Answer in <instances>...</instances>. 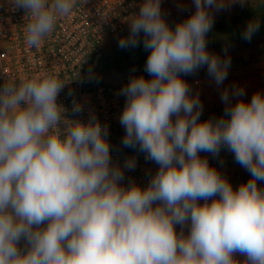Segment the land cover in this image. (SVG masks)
Returning <instances> with one entry per match:
<instances>
[{"label":"clouds","instance_id":"1","mask_svg":"<svg viewBox=\"0 0 264 264\" xmlns=\"http://www.w3.org/2000/svg\"><path fill=\"white\" fill-rule=\"evenodd\" d=\"M237 2L248 0H193L195 11L173 29L161 0H143L118 42L136 48L143 34L149 51L151 78L133 76L119 92L123 146L159 166L146 188L124 185L136 160L113 163L107 125L91 113L87 122L66 118L58 103L66 83L58 76L0 86V264H238L236 254L264 264V188L257 183L264 182V93L245 101L242 87L225 89L224 115L201 121L203 104L182 78L206 66L217 87L227 79L231 60L210 53L206 36L212 10ZM74 3L10 0L28 18L29 48H39ZM259 28L250 21L242 39L250 42ZM71 111L78 116L84 106L73 99ZM222 147L250 173L237 189L199 155L218 156Z\"/></svg>","mask_w":264,"mask_h":264},{"label":"built area","instance_id":"2","mask_svg":"<svg viewBox=\"0 0 264 264\" xmlns=\"http://www.w3.org/2000/svg\"><path fill=\"white\" fill-rule=\"evenodd\" d=\"M142 3L143 0H75L70 15L58 18L53 32L42 45L29 48L25 43L28 22L25 11H13L10 0H0V86L42 73L58 76L66 83L58 96V103L67 110L66 118L87 122L91 113L101 125H107L113 163L122 166L128 158L136 160L134 170H125L124 185L131 180L146 188L159 166L146 160L145 153L122 150L114 145L115 124L123 111L125 97L119 95L122 86L115 78L94 69L104 43L129 27L128 22L138 14ZM161 10L164 17L190 13L183 0H161ZM209 83L210 77L201 74L193 77L188 85L192 95H198L201 100L210 93ZM69 90L73 96L67 95ZM73 99L84 106L78 116L72 115ZM199 155L207 158L210 167L226 178L234 189L240 186L239 181L251 178L226 147H222L215 157L204 152ZM260 184L264 188V182ZM180 230L177 225L178 234ZM187 233L185 227L184 234ZM234 259L238 264H245L244 256L236 254Z\"/></svg>","mask_w":264,"mask_h":264},{"label":"rangeland","instance_id":"3","mask_svg":"<svg viewBox=\"0 0 264 264\" xmlns=\"http://www.w3.org/2000/svg\"><path fill=\"white\" fill-rule=\"evenodd\" d=\"M184 4L190 10L189 14H178L173 17H164L166 22L173 29L176 24L187 19L194 11L195 7L193 0H183ZM256 0H248V2L242 7L239 2L231 4L225 10L216 12L212 10V16L214 19V26L209 33L216 35V31H227L231 27L244 26L247 22L245 19L246 7L250 4L256 5ZM259 1V0H258ZM236 22V25H234ZM129 33V27L124 29L121 33L107 40L101 50L100 56L95 61V67L99 73L108 74L119 84L127 83L133 76H140L135 73L133 75H127L125 71L134 70V66H143L146 63L148 55L144 51L142 40L143 34H141V44L136 48L121 49L118 46V42L121 38L126 37ZM261 35H256L251 45L256 47V40ZM210 39V38H209ZM252 42V41H251ZM221 59L229 57L231 60L230 67L228 69L227 79L222 85L217 87L215 82L211 79L209 83L210 93L206 98L201 99L203 104V113L208 112L214 108L225 106L221 100V92L225 89L231 90L233 86L242 87L245 91V95L242 97L245 101H250L251 97L256 92L264 93V51H259L258 48H243L234 49V45H225L217 53ZM94 66V65H93ZM135 71V70H134ZM206 72L204 74L203 72ZM208 75L207 68L201 67L197 72L191 75H182V78L188 83L193 77L198 75ZM146 79H150L149 73L141 74ZM209 76V75H208ZM210 77V76H209ZM210 97V98H209ZM209 98V99H208ZM238 98L233 97L232 103H235ZM125 135V129L120 125L119 120L115 124V130L113 133L114 145L117 148L128 149L122 144V139ZM248 179L241 180L238 183H246ZM258 187H261L258 181ZM18 247L24 248V243L21 242Z\"/></svg>","mask_w":264,"mask_h":264},{"label":"trees","instance_id":"4","mask_svg":"<svg viewBox=\"0 0 264 264\" xmlns=\"http://www.w3.org/2000/svg\"><path fill=\"white\" fill-rule=\"evenodd\" d=\"M255 2H257L258 4L256 5H248L246 7V15H245V19L247 20L246 24L244 26H238L236 25V22L234 25H236V27H231L229 29H227V31H216V35H213V33H208L206 36L207 39V49L210 53L215 54L225 45H234V49H243V48H258L259 51H264V0H256ZM250 21H258L260 24V28L259 31L256 32L251 41H245L244 39H242V33L245 30V28L247 27L248 23ZM256 35H261L259 36L260 38L258 40H256V47L251 45L254 41V37ZM210 38V39H209ZM145 53H147L146 55H149V51H144ZM135 70V71H134ZM134 70H130V71H125V73L127 75H133L135 73L138 74H144V73H148L145 69V65L143 66H134ZM204 74H206V72H203ZM202 74V73H201ZM126 83L123 82L120 85L123 87ZM224 108L225 106H221L218 108H214L208 112L202 113L200 120L204 121V120H208L210 118H220L221 116L224 115ZM122 150H128L130 152H140L143 153L139 150V148H128V149H124V148H119Z\"/></svg>","mask_w":264,"mask_h":264},{"label":"crops","instance_id":"5","mask_svg":"<svg viewBox=\"0 0 264 264\" xmlns=\"http://www.w3.org/2000/svg\"><path fill=\"white\" fill-rule=\"evenodd\" d=\"M210 78H211V77H210ZM210 82H211V79H210ZM209 98H210V97H209ZM209 98H208V99H209Z\"/></svg>","mask_w":264,"mask_h":264}]
</instances>
